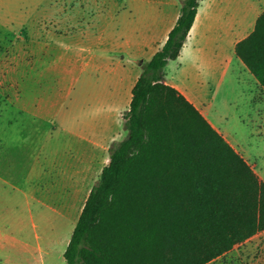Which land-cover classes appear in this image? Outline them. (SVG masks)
I'll list each match as a JSON object with an SVG mask.
<instances>
[{
  "label": "rangeland",
  "instance_id": "374dc122",
  "mask_svg": "<svg viewBox=\"0 0 264 264\" xmlns=\"http://www.w3.org/2000/svg\"><path fill=\"white\" fill-rule=\"evenodd\" d=\"M91 1L0 0V230L23 223L34 240L42 225L57 219L60 233L67 217L50 210L41 215V209H66L75 219L111 147L128 135V99L107 86L116 74L83 66L87 32L99 27ZM108 1L109 11L97 15L111 33L120 26L130 31L133 13L145 28L166 6L165 0H127L113 18L117 0ZM242 82L230 76L221 90L198 95L207 118L264 179V95ZM93 133L102 138L90 142ZM206 264H264V230Z\"/></svg>",
  "mask_w": 264,
  "mask_h": 264
},
{
  "label": "trees",
  "instance_id": "16d2710c",
  "mask_svg": "<svg viewBox=\"0 0 264 264\" xmlns=\"http://www.w3.org/2000/svg\"><path fill=\"white\" fill-rule=\"evenodd\" d=\"M200 1L183 0L167 41L144 62L124 114L128 135L110 149L65 264H206L264 230V179L165 81ZM235 51L264 88V10Z\"/></svg>",
  "mask_w": 264,
  "mask_h": 264
},
{
  "label": "crops",
  "instance_id": "0c3cea01",
  "mask_svg": "<svg viewBox=\"0 0 264 264\" xmlns=\"http://www.w3.org/2000/svg\"><path fill=\"white\" fill-rule=\"evenodd\" d=\"M126 1L117 0L112 5L110 15L113 18H117L121 10L128 7ZM260 1L201 0L181 54L177 59L170 60L165 67V81L180 90L202 112L199 95L214 89L221 90L225 78L230 76L238 85L242 81L253 83L264 95V88L235 51L236 43L253 31L258 16L264 10V6L259 5ZM164 4L166 6L162 15L149 21L145 28L138 26L137 17L133 13L131 22L135 26L130 31L126 32L120 26L117 32L111 33L108 25L103 26L97 15L109 11V1L92 0L89 3L91 7L99 8L95 14L99 27L87 32L85 38L89 42L83 49L86 52L82 58L83 66H94L95 70L99 67L110 77L116 74V81L110 79L107 82L109 91L116 96L127 97L129 105L132 89L143 71L144 62L150 60L167 41L181 14L183 0H165ZM245 29L247 31L243 36H236L237 32ZM101 138L99 136L97 139V134L93 133L89 141L97 142ZM47 210L53 212V215L67 217L61 220L62 231H56L58 220L50 219L42 225L41 234L37 232L32 240L25 234L26 225L23 223H6L0 230L1 246L5 254L0 261L6 264H65V251L81 213L74 219L69 210L48 208L41 209V215ZM30 212L33 217V211ZM38 227L39 224L34 222V228Z\"/></svg>",
  "mask_w": 264,
  "mask_h": 264
}]
</instances>
